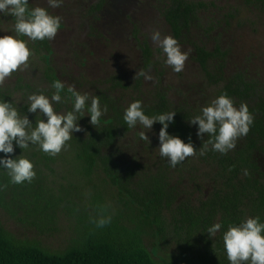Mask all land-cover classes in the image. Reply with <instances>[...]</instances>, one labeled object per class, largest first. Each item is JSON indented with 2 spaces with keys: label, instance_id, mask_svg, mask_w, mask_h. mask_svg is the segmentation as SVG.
<instances>
[{
  "label": "rangeland",
  "instance_id": "374dc122",
  "mask_svg": "<svg viewBox=\"0 0 264 264\" xmlns=\"http://www.w3.org/2000/svg\"><path fill=\"white\" fill-rule=\"evenodd\" d=\"M197 1L205 3L206 9L199 15V22L177 39L164 19V0H107L100 9L101 0H64L59 8H48L47 0H29V7H46L52 15L61 16V28L50 41L51 53L39 50L34 41L20 36L32 52L27 67L11 73L1 85L16 90L20 82L33 92L51 95L52 82L59 80L65 90L74 86L90 96L99 91L112 92L127 103H153L159 93H165L173 105L184 107L192 117L223 93V84H211L195 61L197 44L210 51L221 47L227 53L226 76L243 73L264 89V6L249 5L247 0ZM14 22L11 16L0 14V35H15ZM153 28L159 29L162 36H173L181 50L188 52L181 72H174L163 63L161 49L150 39ZM145 47L150 52L149 61ZM141 69L150 71L153 79H134ZM116 79L124 86L112 90ZM62 96L63 101L54 104L58 112L71 107L66 91ZM15 101L19 112L26 114L22 109L25 102L17 92ZM28 115L34 120L35 114ZM148 135L151 144L131 136L124 141V150L131 162L153 168L160 162L159 141L154 130ZM67 143L69 147L55 156L35 145L15 149L16 155L23 152L33 162L37 187L50 197L47 199L56 202V208L37 215L13 206L6 198L7 207L0 205V224L8 235L19 243L62 253L85 231L95 228L96 219L110 216L111 222L105 226L116 224L139 232L157 261L199 264L198 256L180 248L173 234L165 239L158 234L141 208L95 159L81 153L71 140ZM229 152L243 167L261 176L264 183V159L259 151L249 148L245 136ZM195 161L193 169L173 178L181 199L194 202L213 190L216 177V171Z\"/></svg>",
  "mask_w": 264,
  "mask_h": 264
},
{
  "label": "trees",
  "instance_id": "16d2710c",
  "mask_svg": "<svg viewBox=\"0 0 264 264\" xmlns=\"http://www.w3.org/2000/svg\"><path fill=\"white\" fill-rule=\"evenodd\" d=\"M107 0H101L98 9ZM249 5L264 6V0H247ZM163 16L175 38L179 39L206 9L205 3L197 0H164ZM37 48L51 53L49 40L34 41ZM149 61L150 52L144 49ZM195 61L206 74L211 84H223L226 92L238 106L247 103L254 117L250 131L245 136L250 149L260 152L264 159V89L243 73L226 76L227 53L216 46L211 51L201 45H194ZM112 90L123 88L120 80L113 81ZM19 93L26 101L33 93L30 87L17 84L16 90L0 84V98L13 99ZM101 106L107 105L97 128L85 116L79 123L83 131L74 133L71 141L84 155L95 159L128 196L141 208L152 222L158 234L164 239L169 233L176 237L180 248L186 253L197 255L199 264H229L223 248L222 234L230 223H239L246 216H259L264 222V183L261 176L242 166L230 152L220 154L209 150L199 154L203 141L196 136L197 129L187 119L191 114L181 106L173 105L165 93H159L153 103H142L147 115L176 111L169 133L178 135L187 142L189 136L197 149L184 162L171 167L166 158L153 168L131 162L125 152L124 141L131 136L138 137L139 127L127 128L123 120L124 109L130 103L114 96L112 92L99 91ZM16 102V101H15ZM27 111V104L22 106ZM71 110V107L68 108ZM67 110V111H68ZM161 125L154 124L158 135ZM208 137L205 135L204 140ZM2 155V154H0ZM205 164L216 171L215 185L204 198L194 202L181 199L178 187L173 184L175 174L182 175L196 165ZM248 170L244 175L243 170ZM6 198L15 207L26 212L43 215L48 209H55L56 202L43 194L37 187L35 177L31 182L12 184L0 170V205L7 207ZM220 222L222 228L214 238H209L206 229ZM205 256V258L203 257ZM198 263V262H197ZM0 264H163L157 261L146 247L139 232L112 224L85 231L75 244L62 253H51L36 245L15 241L0 224Z\"/></svg>",
  "mask_w": 264,
  "mask_h": 264
},
{
  "label": "clouds",
  "instance_id": "9594fccd",
  "mask_svg": "<svg viewBox=\"0 0 264 264\" xmlns=\"http://www.w3.org/2000/svg\"><path fill=\"white\" fill-rule=\"evenodd\" d=\"M63 3L64 0H47L48 8H59ZM48 8L29 7V0H0V14L9 15L15 21L12 26L15 35H0V84L14 71L27 67L32 52L27 41L20 39V36H26L31 41H51L56 37L62 17L52 15ZM150 39L161 49L165 65L177 73L184 69L188 52L181 50L173 36H162L159 29L153 28ZM136 76L153 79L150 71L144 69L136 72L134 79ZM51 88L54 89L51 95L44 92L27 95L26 114L19 112L13 99L0 98V170L12 184L31 182L36 176L33 162L23 152L15 154L17 147L24 150L35 145L42 152L55 156L69 147L67 142L74 133L83 131L79 123L82 118L89 117L88 122L97 128L108 110L107 105L101 106L99 96L82 93L74 86H68L65 90V85L59 80L53 81ZM65 91L71 101V110L58 112L54 104L63 101L62 92ZM28 113L35 114L34 120L29 118ZM175 115L174 110L147 115L142 102L135 100L124 109L123 120L127 128L139 127L140 139L150 144L148 133L153 130L154 124L159 123V155L166 158L171 167H176L194 155L197 149L190 136L185 142L180 136L169 133ZM187 120L190 126L196 127V136L203 141L198 149L203 156L209 150V145L211 151L222 155L233 150L237 140L250 131L254 117L247 103L241 102L237 106L224 92ZM205 135L207 140H204ZM243 173L248 175V170L244 169ZM94 222L97 227H103L111 222V217L101 216ZM221 228L222 224L215 222L206 229V233L211 239ZM222 240L229 264H264V222L259 216H246L239 223H230L222 234Z\"/></svg>",
  "mask_w": 264,
  "mask_h": 264
}]
</instances>
